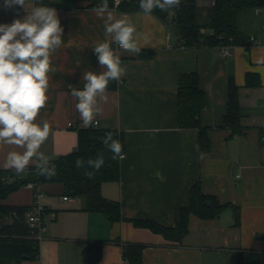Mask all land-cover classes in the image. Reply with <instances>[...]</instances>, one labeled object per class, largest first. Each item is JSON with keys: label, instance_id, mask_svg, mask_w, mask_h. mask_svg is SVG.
<instances>
[{"label": "crops", "instance_id": "obj_1", "mask_svg": "<svg viewBox=\"0 0 264 264\" xmlns=\"http://www.w3.org/2000/svg\"><path fill=\"white\" fill-rule=\"evenodd\" d=\"M215 1L197 0L203 26L210 20ZM259 1L255 9L241 15L246 42L230 45L229 55L223 54L225 45H183L175 25L153 12L110 8L115 17L130 20L138 32L148 36L147 41L139 40L142 55L120 50L127 74L116 88L108 87L107 100L100 101L103 112L96 118L98 129L122 135L126 158L121 161L120 179L104 182L101 191L120 202L123 219L111 222L100 211L84 210L83 199L68 196L63 183H41L38 189L46 208L47 229L39 239V257L22 264H131L123 256L129 244L143 246V264H239L249 254L264 264V147L259 139L264 127V65L255 63L264 56V0ZM85 5L54 7L64 29V43L53 54L56 71L50 74L48 103L37 117L50 124L49 137L40 149L50 161L75 151L79 130L85 129L75 108L77 99L67 85L82 89L84 72L104 70L92 50L97 41L105 39L104 20L97 17L94 7ZM35 6L36 0H26L28 11ZM24 15L25 9L6 7L5 0H0V24ZM202 32L210 36L214 30L203 27ZM193 72L205 92L200 119L211 140V149L202 158L199 130L181 128L178 121L179 80ZM248 73L257 74L262 85L246 86ZM230 77L240 87L242 134L221 127ZM10 150L22 151L13 146L0 148V171L5 170L3 163ZM198 181L206 194L229 205L219 217L205 220L192 215L189 233L181 242L134 224V220H153L175 227ZM34 197L35 189L27 184L2 203L30 207ZM99 242L102 256L91 263L88 245Z\"/></svg>", "mask_w": 264, "mask_h": 264}, {"label": "trees", "instance_id": "obj_2", "mask_svg": "<svg viewBox=\"0 0 264 264\" xmlns=\"http://www.w3.org/2000/svg\"><path fill=\"white\" fill-rule=\"evenodd\" d=\"M86 2L87 7H96L101 0H71V4ZM110 8L121 11H142L139 8V0H121L116 5L115 0H108ZM37 6L57 7L59 0H36ZM259 0H216L212 8L209 22L203 26L198 20L197 0H184V4L173 10V15L159 9L153 11L164 21L172 22L180 34L185 46H217L236 45L246 42V33L240 25L241 15L251 11L260 5ZM208 27L214 30L210 36H206L202 29ZM143 53V52H142ZM142 53H140L142 55ZM153 52L148 54L152 55ZM262 85L260 77L255 73H248L246 86L258 87ZM109 88H116L117 82H110ZM227 112L223 117L222 128L232 131V134H242L245 126L242 123L240 107V87L233 77L228 83ZM206 96L200 85L199 75L196 72L184 74L178 84V121L181 128H197L199 130L200 153L209 152L211 140L207 127L201 123V114L205 107ZM107 132H113L114 138L124 144L120 132L108 129L90 127L79 130L78 148L70 153L60 155L51 162L57 167L58 174L52 179H46L37 175L35 166H29L25 173L17 177L12 170L0 171V264H22L25 260H35L39 257V240L29 235V227L25 214L30 207L12 206L3 204L12 192L29 184L30 182L54 183L65 185V193L68 196L81 197L84 201V210L100 211L111 222L123 219L121 204L106 198L102 191V184L106 181H117L121 174V161L113 160L112 153L102 144V138ZM260 145L264 147V127L260 130ZM103 155L104 165L93 178L88 179L84 173L91 171L87 166L88 159H95ZM81 159L84 165L76 167V160ZM11 181V182H9ZM228 204L210 194H206L201 183H194L190 189L188 204L179 213L175 227H166L153 220H134L136 226L149 228L156 233L163 234L167 239L181 242L189 233L190 219L196 215L201 219L211 220L219 217L228 207ZM237 219L240 212L235 209ZM103 252L102 243H90L88 256L91 263L97 262ZM123 256L131 264H143V246L141 244H129L124 248ZM239 264H259L257 255L249 254L241 259Z\"/></svg>", "mask_w": 264, "mask_h": 264}, {"label": "clouds", "instance_id": "obj_3", "mask_svg": "<svg viewBox=\"0 0 264 264\" xmlns=\"http://www.w3.org/2000/svg\"><path fill=\"white\" fill-rule=\"evenodd\" d=\"M181 3L182 0H139V8L144 14H151L156 9L168 12L179 8ZM15 5L25 9L26 15L10 24H0V148L13 146L22 151H8L3 168L20 177L32 164L37 175L52 179L58 174L57 167L40 151L49 137L50 124L47 120L38 121L37 117L48 103L50 74L56 71L52 57L63 46L64 29L54 7L35 6L28 11L26 0H5L6 7ZM93 11L104 20L105 39L92 47L104 70L84 72L82 89L67 85L70 95L77 99L75 108L85 129L100 127L96 119L103 112L100 101L107 100L110 82L119 83L127 74L126 67L121 64L120 50L139 55L142 51L139 40H148V36L138 32L130 20L115 17L108 0H101ZM113 44L117 46L115 49ZM255 63L264 65V56L258 57ZM102 144L112 153L113 160L126 158L122 144L114 138L113 132L105 134ZM104 163L103 155L88 159L87 166L91 171H85L84 175L93 178ZM83 165L84 161L78 158L76 167Z\"/></svg>", "mask_w": 264, "mask_h": 264}, {"label": "built area", "instance_id": "obj_4", "mask_svg": "<svg viewBox=\"0 0 264 264\" xmlns=\"http://www.w3.org/2000/svg\"><path fill=\"white\" fill-rule=\"evenodd\" d=\"M121 0H115L116 5H118ZM251 41H256L255 37H251ZM182 44L185 45L182 41ZM117 46L114 44L113 48L115 49ZM223 54L229 55L231 54V47L230 45H225L223 47ZM123 154H125L123 152ZM33 189H35V197L30 209L27 210L25 214L26 222L29 227V235L37 240L41 238L42 233L47 229V219H46V208L41 203V193L39 191V183L37 182H30L28 184ZM68 197H65L67 199ZM40 208L41 211L37 212L36 209Z\"/></svg>", "mask_w": 264, "mask_h": 264}, {"label": "rangeland", "instance_id": "obj_5", "mask_svg": "<svg viewBox=\"0 0 264 264\" xmlns=\"http://www.w3.org/2000/svg\"><path fill=\"white\" fill-rule=\"evenodd\" d=\"M59 3L61 5L71 4V0H59ZM80 3L85 4L86 2H80Z\"/></svg>", "mask_w": 264, "mask_h": 264}, {"label": "water", "instance_id": "obj_6", "mask_svg": "<svg viewBox=\"0 0 264 264\" xmlns=\"http://www.w3.org/2000/svg\"><path fill=\"white\" fill-rule=\"evenodd\" d=\"M183 4H184V0H182V3H181V5H180V6H182ZM180 6H179V7H180ZM173 18H174V14H173Z\"/></svg>", "mask_w": 264, "mask_h": 264}]
</instances>
